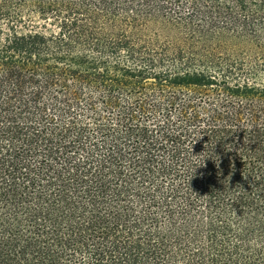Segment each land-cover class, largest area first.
<instances>
[{
    "label": "trees",
    "instance_id": "obj_1",
    "mask_svg": "<svg viewBox=\"0 0 264 264\" xmlns=\"http://www.w3.org/2000/svg\"><path fill=\"white\" fill-rule=\"evenodd\" d=\"M0 264H264V0H0Z\"/></svg>",
    "mask_w": 264,
    "mask_h": 264
}]
</instances>
